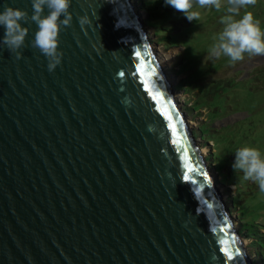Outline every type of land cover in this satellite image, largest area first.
Returning <instances> with one entry per match:
<instances>
[{"label":"water","instance_id":"water-1","mask_svg":"<svg viewBox=\"0 0 264 264\" xmlns=\"http://www.w3.org/2000/svg\"><path fill=\"white\" fill-rule=\"evenodd\" d=\"M7 6L32 14L31 0ZM69 11L55 71L30 46L35 23L20 59L0 47V264H252L129 1ZM164 105L182 121L187 181ZM222 238L235 241L232 261Z\"/></svg>","mask_w":264,"mask_h":264},{"label":"rangeland","instance_id":"rangeland-1","mask_svg":"<svg viewBox=\"0 0 264 264\" xmlns=\"http://www.w3.org/2000/svg\"><path fill=\"white\" fill-rule=\"evenodd\" d=\"M129 4L133 10L134 16L138 20V23L140 25L141 30H143L145 34L146 40L150 43V46L152 47L156 59L158 61L162 60L164 58V61H162V65H160L161 72L164 75L168 87L172 91V98L179 108L182 116L184 119L188 122L190 134L189 137L195 144V146L198 148L201 157L203 159L205 171L208 173V177L216 189L217 193L219 194V197L221 199V203L226 209V214L230 217V220L234 226V229L237 230L240 234L241 229V219L238 215L239 207L233 205L231 199V196H234L237 191V185L235 183H226L224 185H221L219 181L223 178V174H219L216 170L215 162L213 158L210 156L213 152L212 147L214 144V140H209L208 142H203L200 140L198 136H195V130L198 129L199 125L202 122H205L208 120V112L209 108L203 107L201 114L192 113L189 111V106L191 103L198 98L196 95V91L194 90H188L193 89L194 86H187L183 84V86L178 90V85L181 83L183 79H185L191 72L194 70H191L190 72L186 73H171L173 69H178L177 65L182 61L180 58L182 54L184 53V46L176 43H165V42H159L161 37L156 36V30H158L155 26H148L146 25L145 21L149 19L150 16H148L145 12L144 8H141V3L139 0H128ZM165 3V0H159V3ZM141 9V11L138 10ZM192 11L199 12V18L191 21L192 23H199L202 22L204 19V15H212L214 18L210 23H208L205 30H198L195 32V37L198 38L201 36V39L203 40L200 45H198L199 52L202 56V63L207 65L206 59L207 56L205 55L206 49L210 50L212 44L214 43L213 38L216 36L217 33H219L222 29L221 24V18L224 15V9L222 8L221 11H216L214 8H205L201 9L197 5H193ZM244 11H250L253 13L254 17L256 19H259L261 21V27L264 28V0H256L255 4L247 6L246 9H241V14H243ZM217 13V15H216ZM220 13V14H219ZM201 14V15H200ZM219 14V15H218ZM203 15V18H201ZM208 18H205V20ZM149 21V20H148ZM152 21V20H151ZM149 21V22H151ZM188 21L187 19H184L182 22ZM204 27L203 25H200ZM190 28V26H188ZM187 28V29H188ZM193 28H200L199 26H194ZM159 42V43H158ZM166 55V56H165ZM221 60L218 64H215L214 66H209L207 70H205L202 74H200L198 77V84L196 87H200L201 94L200 96H204L206 92H208V85L210 82L214 80H220L227 78L228 76L231 77H237L238 79H243L248 77L252 71H255L259 67L264 66V56H249L245 54V58L241 61L232 63L229 61V59L225 56H221L219 58ZM215 67V68H214ZM255 83L254 87L257 88V90H252L255 93V96L241 92L237 97H234V94H230L229 101H232L234 106L240 105L244 106V109H241L239 111H232V113H228L227 109H222L219 111L220 116L219 119H216L213 121V125L216 127H222L226 126L228 123H233L235 121L241 120L246 121L245 123L249 124L246 125L249 126V134L247 138H243L241 140L237 141V144L242 146H254L259 148L262 152H264V120L262 124L259 125L257 118H264V78L256 79V81H253ZM188 85H190V82H188ZM195 85V84H194ZM257 85V86H256ZM205 87V88H204ZM196 97V98H195ZM234 108V107H233ZM259 110L257 113H253L255 110ZM228 114V115H226ZM225 115V116H224ZM222 117V118H221ZM208 122V121H207ZM258 134L260 135V138L258 137ZM235 158H230L229 165L232 171L233 178H239V185H240V195L243 199L242 202V211H246L247 215L250 216V218H258L259 222H264V192H261L259 189L258 184L253 183L254 181L251 180H245L243 178V173L241 172H235L232 168V164L234 163ZM264 231V228H263ZM241 235V239L238 238L247 253V256L250 257L252 264H264V260L261 259L260 255V249L256 248L252 245L251 239L243 234Z\"/></svg>","mask_w":264,"mask_h":264},{"label":"clouds","instance_id":"clouds-1","mask_svg":"<svg viewBox=\"0 0 264 264\" xmlns=\"http://www.w3.org/2000/svg\"><path fill=\"white\" fill-rule=\"evenodd\" d=\"M255 2L256 0H165L166 5L183 13L189 22L199 19V12L192 11L194 4L201 9L214 8L218 12L223 8V27L213 38L210 51L215 57L225 56L232 63L243 60L245 54L264 56V28L261 27V21L250 11L241 14V9H246ZM31 5V15L27 10L11 6L0 11V27L4 29L0 47H6L20 59V50L27 46L25 41L29 33V27L23 25L35 23L37 31L30 46L45 56L48 71L53 72L63 58V51L59 49V34L72 23V13L69 11L71 0H31ZM78 20L81 27L89 23L87 15L78 17ZM232 168L235 172L243 173L245 180L254 181L260 191L264 192V152L259 148L247 145L238 148Z\"/></svg>","mask_w":264,"mask_h":264},{"label":"trees","instance_id":"trees-1","mask_svg":"<svg viewBox=\"0 0 264 264\" xmlns=\"http://www.w3.org/2000/svg\"><path fill=\"white\" fill-rule=\"evenodd\" d=\"M139 2L141 3V6L139 7L144 8L146 14L150 16L148 20H152L151 22L146 20V25L155 26L158 28L155 35L161 37L159 42L171 44L178 43L184 46V53L180 57L182 61L177 65L178 69H173L170 72L173 74H183L194 70L181 81L177 89L179 90L183 84L187 86H194L193 89L188 90L196 91L198 98L194 100L189 106L190 112L201 114L203 107L209 108L208 120L202 122L199 125L198 129L195 130L194 135L198 136L203 142H208L211 139L214 140L212 147L213 152L210 156L215 162L218 173L220 175L223 174V178L221 181H219V183L221 185L226 183H235L237 185L236 194L231 196V201L233 205L239 207L237 213L241 219L240 234L246 235L251 239L252 245L260 249L259 253L261 255V259L264 260V222H259L262 225L256 224L258 223V218H250V216L246 214L247 212L245 210H241L243 202V199L239 193V183L241 182H239V178H233L230 168L231 165H229L230 158L234 159L235 151L240 148L241 144L238 145L237 141L248 137L250 128L249 126L246 127V125L249 124L245 123L246 121L238 120L231 124L228 123L226 126L222 127H216L213 125V121L219 119V111L223 108L227 109L228 113H232V111H239L241 109L245 110L244 106H234L232 104L233 102L229 101V97L232 94H234V97H237L239 94H241V92L251 94L254 97L255 93L252 90H257L258 86L256 85L257 88H255V83L253 81L264 78V66L252 71L248 77L243 79L228 76L224 79L214 80L208 85V92H206L204 96H200L202 89L199 86L196 87L199 79L198 76L207 70L209 66L212 67L221 61L219 60L220 57H215L211 54L210 50L206 49L205 55L207 56V65L203 64L202 56L198 48V45H200L203 40L201 39V36L198 38L195 37L196 31L205 30V26H207L208 23L214 19L212 18L213 14L204 15L202 22L191 24L189 21L182 22L184 19H187L183 13L178 12L169 5H166V3H159V0H139ZM138 10L141 11L139 8ZM201 18H203V15ZM205 18L208 19L205 20ZM200 25H203L204 27ZM188 26H190V28H188ZM194 26H199L200 28L195 29L193 28ZM188 82H190V85H188ZM258 111L259 110L257 109L253 113H257ZM257 119L259 125L262 124L264 118ZM258 137L260 138L259 134Z\"/></svg>","mask_w":264,"mask_h":264},{"label":"snow or ice","instance_id":"snow-or-ice-1","mask_svg":"<svg viewBox=\"0 0 264 264\" xmlns=\"http://www.w3.org/2000/svg\"><path fill=\"white\" fill-rule=\"evenodd\" d=\"M136 56L137 58H139V64L137 67V72L143 77L145 75L144 73V69L146 67L145 63H144V58L141 55V52L138 50L136 52ZM155 70H153L154 72ZM121 75H123V73H121ZM149 75H152V73H149ZM144 84L145 87H148V81L147 79L144 80ZM153 99L160 101L163 99V97L161 96V94L159 92L154 93L153 95ZM162 114L167 118V120L169 121V127L172 131L173 137H174V142L181 144V146L183 147V156L185 159V166H186V173L184 175V179L187 181L190 179L189 177V173H192L193 171H195V169L193 168L192 163L190 162V157L188 155V146L186 144H184L181 140V134L177 131V122H179L182 125V121H174L173 120V115L172 113L168 110V106L164 105L161 108ZM177 118H178V114H177ZM184 139H186V137H184ZM202 176L205 180H208V176L207 173H202ZM221 232L225 233V237H227V226L222 227L220 229ZM221 244L224 245V247L221 248V251L224 253V255L227 258V261H232L234 259V252H233V246L235 244V241L233 240L232 244H229V240L227 238H222L221 239ZM239 253V249H236V254Z\"/></svg>","mask_w":264,"mask_h":264},{"label":"bare ground","instance_id":"bare-ground-1","mask_svg":"<svg viewBox=\"0 0 264 264\" xmlns=\"http://www.w3.org/2000/svg\"><path fill=\"white\" fill-rule=\"evenodd\" d=\"M157 61H158V59H157ZM162 61H164V58L161 61L159 60L158 63L162 65V63H163Z\"/></svg>","mask_w":264,"mask_h":264}]
</instances>
